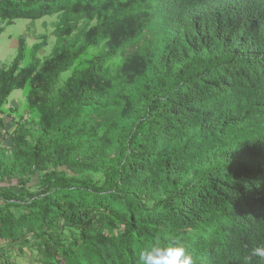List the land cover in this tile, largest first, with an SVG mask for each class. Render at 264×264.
Here are the masks:
<instances>
[{"label": "trees", "instance_id": "trees-1", "mask_svg": "<svg viewBox=\"0 0 264 264\" xmlns=\"http://www.w3.org/2000/svg\"><path fill=\"white\" fill-rule=\"evenodd\" d=\"M53 17L51 58L20 39L0 65L3 264H138L154 241L243 264L264 246V0H0L7 25Z\"/></svg>", "mask_w": 264, "mask_h": 264}, {"label": "rangeland", "instance_id": "rangeland-1", "mask_svg": "<svg viewBox=\"0 0 264 264\" xmlns=\"http://www.w3.org/2000/svg\"><path fill=\"white\" fill-rule=\"evenodd\" d=\"M58 23V19L46 18L37 23H31L28 21L17 20L11 25H7V23L0 22V30H3L0 35V65L10 64L18 50V40L21 38L24 39L28 46H33L38 37L49 36L48 48H45L39 55L43 59L51 58L53 56L52 49L49 50L50 46L54 43V39L51 38V34L54 32V27ZM83 27V23L81 24ZM54 46V45H53ZM70 76L69 73L61 76L62 83L66 81V79ZM21 92L15 91L10 96L9 105L17 106V103L23 104L24 98L22 100ZM28 252L24 250L22 253H18V251L13 252V259L16 264H33L28 259ZM3 258H0V264L4 263Z\"/></svg>", "mask_w": 264, "mask_h": 264}, {"label": "clouds", "instance_id": "clouds-1", "mask_svg": "<svg viewBox=\"0 0 264 264\" xmlns=\"http://www.w3.org/2000/svg\"><path fill=\"white\" fill-rule=\"evenodd\" d=\"M53 45L52 43L49 50L53 48ZM252 257H258L260 260H264V246L252 248L250 254L245 256L243 264H250ZM137 259L138 264H196L193 255L179 241L169 243L154 241L151 244L145 245L139 251Z\"/></svg>", "mask_w": 264, "mask_h": 264}, {"label": "bare ground", "instance_id": "bare-ground-1", "mask_svg": "<svg viewBox=\"0 0 264 264\" xmlns=\"http://www.w3.org/2000/svg\"><path fill=\"white\" fill-rule=\"evenodd\" d=\"M263 117V116H262Z\"/></svg>", "mask_w": 264, "mask_h": 264}]
</instances>
